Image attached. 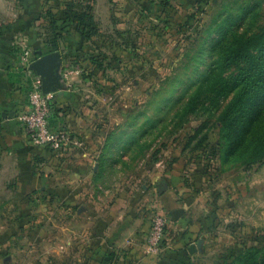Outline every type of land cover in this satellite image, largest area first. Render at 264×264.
<instances>
[{"label": "rangeland", "instance_id": "1", "mask_svg": "<svg viewBox=\"0 0 264 264\" xmlns=\"http://www.w3.org/2000/svg\"><path fill=\"white\" fill-rule=\"evenodd\" d=\"M70 4L91 13L90 36ZM263 25L264 0H0V29L23 32L33 53L56 39L51 120L71 138L35 145L17 117L24 139L0 138V264H77L73 242L92 224L157 264H237L264 249V158H248L254 138L227 146L216 117L230 94L205 100L235 69L218 64L232 35ZM199 87L203 105L183 115ZM156 215L168 226L154 255Z\"/></svg>", "mask_w": 264, "mask_h": 264}, {"label": "trees", "instance_id": "2", "mask_svg": "<svg viewBox=\"0 0 264 264\" xmlns=\"http://www.w3.org/2000/svg\"><path fill=\"white\" fill-rule=\"evenodd\" d=\"M71 17L83 28L88 37L96 31L93 17L84 7L69 5ZM245 10L242 14L245 15ZM230 23L233 17L229 16ZM56 39L42 44L38 50L43 53L56 51ZM222 68L234 67L233 73L223 85L213 89L205 100L210 106L218 102V95H231L220 110L216 120L227 129L225 140L228 147L236 149L250 139L257 141L248 158L251 162L264 158V25L249 34L234 33L225 51L219 56ZM204 90L199 87L184 107L183 115L198 109ZM223 102V101H222ZM225 102V101H224ZM217 106V105H216ZM237 264H264V249L244 253L238 257Z\"/></svg>", "mask_w": 264, "mask_h": 264}, {"label": "crops", "instance_id": "3", "mask_svg": "<svg viewBox=\"0 0 264 264\" xmlns=\"http://www.w3.org/2000/svg\"><path fill=\"white\" fill-rule=\"evenodd\" d=\"M21 36L23 32L19 34L9 27L0 29V138L3 140L10 135V139L17 141L25 137V133L15 125L16 117L27 105L23 85L25 71L19 65L21 54L15 50L24 42ZM96 228L92 224L89 235L75 237L73 244L77 246L74 248L77 250V264H109L111 259L115 264H157L160 261V258L146 256L134 238L126 243L118 237L99 236ZM120 246L129 250L117 251ZM114 250L116 253L112 252Z\"/></svg>", "mask_w": 264, "mask_h": 264}, {"label": "built area", "instance_id": "4", "mask_svg": "<svg viewBox=\"0 0 264 264\" xmlns=\"http://www.w3.org/2000/svg\"><path fill=\"white\" fill-rule=\"evenodd\" d=\"M34 59V53L23 43L19 65L27 74L30 90L26 108L17 118L33 144L48 146L55 151L62 150L70 144L71 138L67 130L52 124V93L44 92L41 77L31 72L29 65ZM167 226L168 222L163 215H156L153 218L146 239L149 253L156 255L162 251Z\"/></svg>", "mask_w": 264, "mask_h": 264}, {"label": "water", "instance_id": "5", "mask_svg": "<svg viewBox=\"0 0 264 264\" xmlns=\"http://www.w3.org/2000/svg\"><path fill=\"white\" fill-rule=\"evenodd\" d=\"M34 56L35 59L31 61L29 68L41 77L44 92L54 91L60 85V80L56 73L60 60L59 52L43 53L41 50H36ZM187 250L190 253L193 252L195 245H189Z\"/></svg>", "mask_w": 264, "mask_h": 264}]
</instances>
